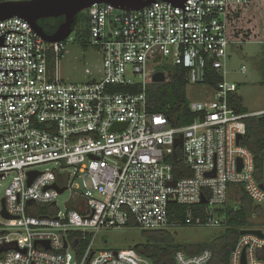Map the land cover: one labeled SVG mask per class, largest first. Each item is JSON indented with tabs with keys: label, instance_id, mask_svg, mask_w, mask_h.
Returning a JSON list of instances; mask_svg holds the SVG:
<instances>
[{
	"label": "built area",
	"instance_id": "built-area-1",
	"mask_svg": "<svg viewBox=\"0 0 264 264\" xmlns=\"http://www.w3.org/2000/svg\"><path fill=\"white\" fill-rule=\"evenodd\" d=\"M250 2L156 0L137 11L92 5L85 11L88 41L102 54V76L83 84L63 83L50 71L69 37L47 43L21 18L0 22V181L13 174L2 198L12 219L0 214V264H153L132 248L97 249L96 238L131 225L217 227L216 212L240 190L261 209L250 217L254 227L242 230L264 235V156L257 181L253 156L240 145L244 120L264 111L235 113L228 98L237 86L225 80L227 51L241 43L233 25ZM161 66L184 69L188 84L203 83L208 71L221 78L213 98L189 101L197 117L186 126L172 127L148 110V84ZM179 135L182 148L174 149ZM177 150L188 177L173 174ZM51 163L59 171L37 170ZM31 172L37 174L28 185ZM66 191L61 213L56 198ZM176 206L184 208L183 222L174 220ZM263 248L264 237L240 236L228 264H242L243 252L245 264H264L257 256ZM211 257L209 250L178 251L173 259L209 264Z\"/></svg>",
	"mask_w": 264,
	"mask_h": 264
},
{
	"label": "trees",
	"instance_id": "trees-1",
	"mask_svg": "<svg viewBox=\"0 0 264 264\" xmlns=\"http://www.w3.org/2000/svg\"><path fill=\"white\" fill-rule=\"evenodd\" d=\"M7 0H0V2ZM24 1V0H22ZM63 22L62 17L42 19L38 25L47 35L53 34L58 26ZM82 25V26H81ZM72 31L76 33V39L82 41L83 48H86L88 42V18L87 13L82 12L75 16L71 26ZM264 48V47H263ZM63 54L56 56L52 67L57 66ZM159 71L165 74L163 83H152L149 81L146 91L147 107L149 112L162 113L170 121L172 127H182L192 123L197 115L189 110V101L186 97V72L180 67L161 66ZM261 74L264 82V50L263 67ZM221 78L208 71L203 84L214 88ZM132 90H137L135 87ZM228 103L230 107L238 114H250L242 105V99L236 93L229 94ZM245 133L240 140V145L247 148L253 156L254 178L257 181L261 179L262 160L261 153L264 151V123L256 117H247L244 120ZM178 160L172 164L175 178L188 177L191 172L185 168L181 160V151L177 150ZM169 161H171L169 159ZM239 192V191H238ZM234 197H229V206L226 209L218 210L217 216L220 218L222 227L221 233L209 242L196 244H178L174 241L172 234L168 230H142V237H146L142 243L135 244L132 249L139 255L145 256L153 261V264H174V255L178 251L186 255H195L204 250L211 251L212 257L209 264H228L230 251L235 246L242 229L254 227L250 217L253 213L261 214V209L252 204L249 197L240 190ZM231 195V194H230ZM237 205L233 211L232 206ZM196 213L202 214L204 205H198ZM174 220L183 222L184 208L176 206ZM134 225H131L132 227ZM185 226V225H180ZM258 259L264 261V248L258 252Z\"/></svg>",
	"mask_w": 264,
	"mask_h": 264
},
{
	"label": "rangeland",
	"instance_id": "rangeland-1",
	"mask_svg": "<svg viewBox=\"0 0 264 264\" xmlns=\"http://www.w3.org/2000/svg\"><path fill=\"white\" fill-rule=\"evenodd\" d=\"M82 26V25H81ZM240 33L241 43L235 44L227 51L225 61V80L237 86L236 94L241 97L242 105L248 112L264 111V82L261 74L263 67L264 45V0H251L240 9L233 25ZM71 34L65 42L63 55L57 66L50 69L55 78L67 84H83L102 76V54L97 48ZM241 67L245 73H241ZM188 101H203L214 97L212 89L201 84H188L186 87ZM56 169L59 166L51 163L37 168L39 171ZM71 170V169H70ZM13 174L0 181V200L6 195ZM232 198V194L230 195ZM69 198V191L56 198V209L64 212ZM251 219V218H250ZM263 220V218H262ZM252 221V220H251ZM253 222V221H252ZM222 231L221 226H180L169 228L173 239L178 244H196L209 242ZM142 230L137 226L114 228L101 231L95 241L97 249L127 250L135 244L142 243Z\"/></svg>",
	"mask_w": 264,
	"mask_h": 264
},
{
	"label": "water",
	"instance_id": "water-1",
	"mask_svg": "<svg viewBox=\"0 0 264 264\" xmlns=\"http://www.w3.org/2000/svg\"><path fill=\"white\" fill-rule=\"evenodd\" d=\"M156 0H7L0 2V22L18 17L26 21L33 31L45 42L47 43H58L65 41L71 34L72 24L75 20V16L79 13L85 12L92 5L106 4L110 5L116 10L121 11H137L141 10ZM162 2L171 3L174 6H182L186 0H159ZM62 17L63 22L58 26L56 31L47 35L43 32L42 28L38 25V21L42 19L57 18ZM76 37V34H74ZM165 81V74L163 72H156L151 76L152 83H163ZM260 122H264V116L258 118ZM123 127L125 125H117ZM116 128V127H115ZM114 130V129H113ZM241 135L236 138V143H239ZM182 148V135H179L174 141V149ZM264 156V151L261 153L260 157ZM173 161L176 162L178 155L174 152ZM238 170H240V160L237 161ZM37 173H29L28 185ZM213 176V173L210 174ZM175 182H171L170 185H174ZM56 188V186H54ZM262 188V186L260 185ZM61 193L63 189H58ZM204 202V199H201ZM2 210L0 212L1 216L5 219H12L7 215L4 206V199L0 200ZM252 234L263 238L264 235L259 230H241L239 236ZM47 244V243H46ZM66 245H64L65 247ZM4 249H0V252ZM242 264L244 262V252L242 254Z\"/></svg>",
	"mask_w": 264,
	"mask_h": 264
},
{
	"label": "crops",
	"instance_id": "crops-1",
	"mask_svg": "<svg viewBox=\"0 0 264 264\" xmlns=\"http://www.w3.org/2000/svg\"><path fill=\"white\" fill-rule=\"evenodd\" d=\"M255 113V112H254Z\"/></svg>",
	"mask_w": 264,
	"mask_h": 264
}]
</instances>
